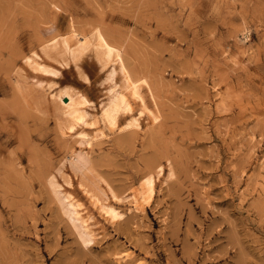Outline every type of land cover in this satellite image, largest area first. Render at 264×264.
I'll use <instances>...</instances> for the list:
<instances>
[{"label":"rangeland","instance_id":"rangeland-1","mask_svg":"<svg viewBox=\"0 0 264 264\" xmlns=\"http://www.w3.org/2000/svg\"><path fill=\"white\" fill-rule=\"evenodd\" d=\"M0 264H264V0H0Z\"/></svg>","mask_w":264,"mask_h":264}]
</instances>
